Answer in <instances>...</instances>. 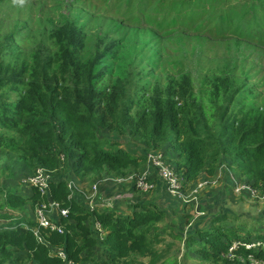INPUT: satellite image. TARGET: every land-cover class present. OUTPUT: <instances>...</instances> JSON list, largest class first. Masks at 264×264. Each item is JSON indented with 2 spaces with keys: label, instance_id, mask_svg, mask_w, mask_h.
I'll list each match as a JSON object with an SVG mask.
<instances>
[{
  "label": "trees",
  "instance_id": "16d2710c",
  "mask_svg": "<svg viewBox=\"0 0 264 264\" xmlns=\"http://www.w3.org/2000/svg\"><path fill=\"white\" fill-rule=\"evenodd\" d=\"M170 1L177 13L179 7L202 5L201 0ZM2 2L0 154L28 167L37 164L49 169L62 167L70 159L80 179H102L104 172L114 180L131 170L145 169L148 151L165 147L176 153L174 167L186 184L203 172L213 175L224 160L254 186L264 183V105L238 97L246 96L249 89L244 70V78L237 77L229 62L219 74L206 75L196 92L192 75L186 72L162 83L161 78L149 82L145 71L131 69L119 72L108 86L106 78L113 73L115 60L126 52L120 44L127 29L122 20L103 12L88 13L84 7L65 11V1L54 0L48 9L57 17H45L49 25L45 32L33 33L36 20L24 5L16 0ZM204 19L191 24L199 26ZM228 23L239 42L264 47V0L235 5ZM102 129L129 136L150 149L143 155L142 150L108 147L107 137L99 136ZM56 171L59 176L53 175L49 194L69 208L67 217L60 219L64 233L45 230V241L40 242L32 231L33 219L27 227L20 218L15 227L4 223L12 216L2 209L24 211L27 203L35 207L41 199L35 189H30V195L12 189L0 203V264H9L14 247L26 251L34 264H69L68 259L77 264L94 260V248L100 246L105 249L102 264H135L138 257L149 258L148 264H179L176 258L159 263L164 257L154 247L161 241L159 234L149 235L164 218L162 210L142 204L137 211L140 202L128 205L133 210L126 215L111 208H85L83 198L78 201L81 192L68 198V180L78 179ZM158 182L166 189L163 181ZM52 217L58 220L56 214ZM225 218L216 216L211 227H200L188 235L186 246L202 262L256 264L254 259L264 264V247L246 248L242 243L250 240L237 227L223 223ZM95 220L106 231L103 238L94 227ZM258 238L264 241V235ZM233 243L238 247L231 251ZM58 248L66 251L67 260L52 254Z\"/></svg>",
  "mask_w": 264,
  "mask_h": 264
},
{
  "label": "rangeland",
  "instance_id": "374dc122",
  "mask_svg": "<svg viewBox=\"0 0 264 264\" xmlns=\"http://www.w3.org/2000/svg\"><path fill=\"white\" fill-rule=\"evenodd\" d=\"M53 1L16 0L18 4L24 5L27 14L30 13L36 20V24H33V33L45 32L49 26L45 17H57V13L48 9L50 2ZM63 1L65 11L75 6L84 7L88 13L103 12L126 24L127 29L120 43L126 52L115 60L113 73L106 78L108 86L119 72L131 69L145 71L149 82L161 78L162 83H166L171 77L179 78L186 72L192 75L196 92L203 85L206 75L219 74L220 69L225 68L230 62L229 67L237 77L244 78L243 70L248 76L249 89L246 96L239 94L238 97L256 105H264V47L254 48L251 44L239 42L238 38L231 34L232 24L228 23L233 7L237 4L241 7L249 0H201L200 7L193 9L179 7L178 13L174 12L170 0H165L162 5L159 4V0H155L153 5H150L152 0H133L132 5H129L127 0ZM0 7H5L2 0ZM2 14L0 10V17ZM203 17L205 19L199 26H192V22ZM252 29H257V26L253 25ZM40 36L41 34H38V37ZM100 135L107 137L108 147L121 146L137 153L142 150L143 155L150 149L143 142L133 140L129 136H119L114 131L102 129ZM158 151L165 155L167 164L176 166L173 159L176 157L175 152L168 151L165 147H160ZM60 166L48 168L47 174L52 178L53 175L57 177L58 169L62 176L67 173L75 176L81 183L79 187H83L85 191V195L78 197V201L84 200L85 208L99 209L112 205L115 209H111L118 214L126 215L133 210L132 206L128 208V205L140 202L138 209H135L137 211L142 210V204L162 210L164 218L149 232L151 236L159 234L161 240L154 244V247L164 254L159 263L166 258H176L179 264H211L202 262L199 256L197 257L195 252L186 246L185 239L188 235H194L200 227H211L213 219L219 215L226 216L222 220L223 223L237 227L242 237L250 240L244 243L256 244L255 247L259 241L264 244V241L258 238V235H264V183L254 186L253 181L238 173L235 168L228 167L231 166L228 160H224L213 175L203 172L196 181L186 184L181 190V195L167 192L158 182L159 179L153 176V182L156 181L155 187L144 192L136 190L132 184H128L130 191L122 189L115 180H109L114 182L107 184L111 185L110 188H113V185L117 186L114 190L110 189L111 193L108 194L104 191L105 187L98 182L100 179H80L76 176L70 159ZM38 168L37 164L36 167H28L22 161L10 158L4 153L0 154V203L5 202L12 189L15 193L23 191L24 180L27 181V177ZM143 170L141 167L127 174H140ZM92 186L93 188L96 186V190H93ZM50 199H52L50 194L41 197V200L56 202ZM59 204L61 206V203ZM25 207L24 211L9 207L1 211L16 216L14 222H8L15 224L20 217H24L25 220L34 219L36 206L32 207L29 202ZM52 213L55 215L57 211L54 210ZM11 251L13 256L9 264H34L25 251L17 254L15 251L19 249L16 247ZM104 252L103 246L94 248V260L77 264H102L105 259ZM52 254L55 255L56 252L52 251ZM148 261L149 258L138 257L135 264H148Z\"/></svg>",
  "mask_w": 264,
  "mask_h": 264
},
{
  "label": "built area",
  "instance_id": "2783aa9c",
  "mask_svg": "<svg viewBox=\"0 0 264 264\" xmlns=\"http://www.w3.org/2000/svg\"><path fill=\"white\" fill-rule=\"evenodd\" d=\"M147 167L143 170L142 173H129L125 176H120L114 179L118 185H127L132 184V186L139 191H149L153 189L156 185L153 182V177H157L159 180L163 181L165 183L166 191L171 192L173 194H182V188L186 185V181L183 178L181 174L177 171V169L174 166H171L166 163L165 155L160 151L152 150L147 153ZM48 168L39 166V168L33 173L32 175H29L27 178L28 180H24V184L30 189H35L40 194V198L46 196V194H49L50 191V184L53 180V178L49 177L47 174ZM80 182L75 181L74 179H69L67 182L68 189L70 190V193L68 195V198L71 200L74 198V192L79 191L82 195H85V191L83 187L80 186ZM249 188V187H248ZM93 190H96V186L93 188ZM114 208L112 205H107L106 208ZM91 209H94V207H91ZM115 209V208H114ZM35 217L34 221L36 223L35 226L32 227V231L34 232L35 236L40 242H44V231L48 230L50 232L57 231L58 233H64L65 228L60 223L61 217H67L69 214V208L68 207H62L58 202H50L45 200H39L36 204L35 208ZM57 211L56 216L58 217V220L54 219L52 217V212ZM95 229L100 233V237L103 238L106 234L105 229L103 228L101 222L99 220H95L94 222ZM245 245L246 248H258L260 246L264 247V244H262L260 241L258 242V246L256 244H248V243H242ZM238 247V243H233L231 246V251ZM56 252L55 255L61 257L64 260H67V254L66 251L63 248H58L56 250H53ZM233 257V254L230 255ZM256 264H260L257 260L252 259ZM69 264H73L72 260L68 259Z\"/></svg>",
  "mask_w": 264,
  "mask_h": 264
},
{
  "label": "crops",
  "instance_id": "0c3cea01",
  "mask_svg": "<svg viewBox=\"0 0 264 264\" xmlns=\"http://www.w3.org/2000/svg\"><path fill=\"white\" fill-rule=\"evenodd\" d=\"M105 175V177L104 178H102V179H100L98 182L102 185V186H104L105 187V189H104V191H107L108 192V194L109 193H111V190L110 189H113L114 190V188L118 185H113L112 187L113 188H106V186H105V184L107 183V184H110L109 183V180H112V178L109 176V175H107V174H104ZM108 176V177H107ZM88 184V183H87ZM128 185V184H127ZM24 186V189H23V191H21V193H23V194H26V195H30L31 193H32V191L30 190V188H28L26 185H23ZM108 186V185H107ZM109 186H111V185H109ZM108 186V187H109ZM120 188H122V189H127L128 191H130V185H128L127 187H121V186H124V185H118ZM109 208V207H108ZM15 217L16 216H12V218H9L8 220H5V222L4 223H8V222H14V220H15ZM18 218V217H17ZM22 218V219H21ZM17 221V220H16ZM15 221V222H16ZM20 221H22V225L24 226V227H27V225H26V223L28 224V220H25V218L24 217H20ZM16 224V223H15ZM14 224V227L16 226ZM21 225V224H20ZM21 251H24V250H19V251H15V252H17V254H19L18 252H21ZM26 252V251H25ZM27 253V252H26ZM19 256V255H18ZM10 264H12V263H10Z\"/></svg>",
  "mask_w": 264,
  "mask_h": 264
},
{
  "label": "clouds",
  "instance_id": "9594fccd",
  "mask_svg": "<svg viewBox=\"0 0 264 264\" xmlns=\"http://www.w3.org/2000/svg\"><path fill=\"white\" fill-rule=\"evenodd\" d=\"M34 220V219H33ZM26 225L28 226V224L26 223Z\"/></svg>",
  "mask_w": 264,
  "mask_h": 264
},
{
  "label": "water",
  "instance_id": "95a60500",
  "mask_svg": "<svg viewBox=\"0 0 264 264\" xmlns=\"http://www.w3.org/2000/svg\"><path fill=\"white\" fill-rule=\"evenodd\" d=\"M50 200H52V199H50Z\"/></svg>",
  "mask_w": 264,
  "mask_h": 264
}]
</instances>
